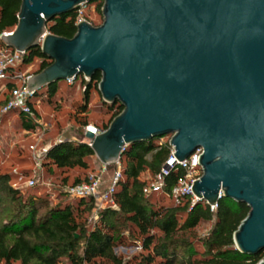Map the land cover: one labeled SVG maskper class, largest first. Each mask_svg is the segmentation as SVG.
Segmentation results:
<instances>
[{
  "label": "water",
  "instance_id": "water-1",
  "mask_svg": "<svg viewBox=\"0 0 264 264\" xmlns=\"http://www.w3.org/2000/svg\"><path fill=\"white\" fill-rule=\"evenodd\" d=\"M92 1L20 0L0 40L24 52L39 46L51 60L27 90L99 72L102 99L122 106L106 129L84 131L99 161L169 134L178 160L201 148L197 202L245 203L234 245L264 251V0H102L101 24L82 19L71 38L47 31L56 15Z\"/></svg>",
  "mask_w": 264,
  "mask_h": 264
},
{
  "label": "trees",
  "instance_id": "trees-1",
  "mask_svg": "<svg viewBox=\"0 0 264 264\" xmlns=\"http://www.w3.org/2000/svg\"><path fill=\"white\" fill-rule=\"evenodd\" d=\"M19 8L20 0H0V34L14 29ZM97 8L101 13L100 7ZM46 29L71 38L76 31V10L56 15ZM2 46L5 47L4 43ZM35 58L40 59L35 72L51 62L35 46L25 52L20 65H30ZM100 78L96 72L90 80H82L85 82L82 101L73 114L81 127L87 125L90 90L97 89ZM14 87V82H6L4 105L11 99ZM57 90L55 82L28 98L34 115H37L34 101L43 97L51 101ZM106 107L110 118L100 129H106L122 110L118 102L106 103ZM19 117L27 131L38 124L35 117L21 111ZM169 153L168 142L157 143L154 138L126 146L119 158L122 167L112 194L115 205L101 209L93 223L83 215L92 211V197H75L76 202L70 199L49 206L44 198L24 196L10 184L8 173H0V264H256L264 251L257 255L243 254L233 242V233L249 210L245 203L221 197L214 212L205 201L192 204L189 198L178 205L152 203L141 174L149 170L156 178ZM93 155L87 143L62 139L46 150L42 165L87 169V159ZM183 172L175 169L164 177V193L169 194ZM87 179L77 178L73 184ZM208 221H213L210 231L197 236L195 227ZM126 230L134 240H140L142 251L124 260L114 249L125 244Z\"/></svg>",
  "mask_w": 264,
  "mask_h": 264
},
{
  "label": "rangeland",
  "instance_id": "rangeland-1",
  "mask_svg": "<svg viewBox=\"0 0 264 264\" xmlns=\"http://www.w3.org/2000/svg\"><path fill=\"white\" fill-rule=\"evenodd\" d=\"M102 0H95L85 6V17L92 25H99L102 22V14L97 7L102 6ZM0 40V51L3 48ZM40 59H33L30 71L33 73L38 69ZM22 72L27 70V66L20 65ZM83 75H78L73 84H69L66 79L58 81V90L51 101L46 98H38L34 101V108L37 112L35 117L40 120L32 131H27L21 124L19 110L4 111V98L7 90L4 88L7 79L0 80V173L10 175V184L17 188L24 196L41 197L48 201L49 206L58 203H65L74 199L68 194V188L75 179H83L90 175L102 174L100 191H104L115 173L120 170L122 163L113 162L107 165L102 164L95 156L88 158L87 169L75 167L73 169H58L54 165L43 166L34 158V151L44 154L46 150L56 141L62 139L81 140L84 129L88 125L100 128L110 118L106 103L99 91L92 88L89 96V106L86 116L87 125L81 127L73 116L75 108L82 101L84 91ZM19 84V80L14 81ZM170 134L163 137L154 138L157 143L169 142ZM32 147L35 148L32 149ZM43 162V160H42ZM141 179L146 183L145 192L152 203L163 205H173L174 200L162 191L153 192L150 190L155 181V177L149 170L141 174ZM76 202V200H73ZM91 213H84L88 222ZM92 223V222H89ZM213 226V221L200 222L194 229L197 236L207 234ZM129 230L125 233V244L114 249L115 253L121 255L124 260L135 254H139L140 240H134ZM199 250L202 247L198 245ZM12 264H19L18 262Z\"/></svg>",
  "mask_w": 264,
  "mask_h": 264
},
{
  "label": "built area",
  "instance_id": "built-area-1",
  "mask_svg": "<svg viewBox=\"0 0 264 264\" xmlns=\"http://www.w3.org/2000/svg\"><path fill=\"white\" fill-rule=\"evenodd\" d=\"M87 3H81L76 9V24L82 20L87 18L85 17V6ZM90 22L89 20H87ZM91 23V22H90ZM8 33V32H3ZM25 52L19 51L16 49L3 47L0 51V80L7 79L8 81L14 82L15 80H19L20 83L16 84L12 90L11 99L5 104L3 107L4 111H10L13 109L19 110L30 117H35L31 106L28 104V98L33 94L32 92L27 90V81L28 79L35 73L31 72V65H27V70L22 72L19 68V65L23 61V56ZM84 80H87L84 77ZM69 84H73L75 78L67 79ZM37 123L40 122L35 117ZM90 130L94 134H97L101 131L100 128L94 125H88L85 127V130ZM80 141L86 142L90 146V142L85 139L84 133L83 137ZM170 146V145H169ZM32 149L35 150L34 147ZM202 152L201 148H197L193 153H191L187 158L183 160H178L174 155V149L170 146V153L162 165L159 174L157 175L155 181L151 185L150 190L153 192L162 191L164 192V177L168 175L172 170L175 169H183V175L180 177L175 185L171 188L169 192V196L173 198L174 205L180 204L185 198H189L191 203L197 202V197L194 195L191 187L193 182L199 179L202 174L201 165L199 164V156ZM34 158L40 164L44 158V154L39 153L38 151H34ZM116 163H119L117 161ZM102 175V174H101ZM90 175L86 181H82L77 184H72L68 188V194L75 197H92L94 199V206L92 208L91 218H89V222H94L98 218V213L101 209L106 206H114V200L112 194L114 193L115 184L120 176V170H118L112 182L109 186L104 190L100 191L101 184V176ZM210 210L214 212L216 210L217 204L209 205Z\"/></svg>",
  "mask_w": 264,
  "mask_h": 264
},
{
  "label": "crops",
  "instance_id": "crops-1",
  "mask_svg": "<svg viewBox=\"0 0 264 264\" xmlns=\"http://www.w3.org/2000/svg\"><path fill=\"white\" fill-rule=\"evenodd\" d=\"M59 141V140H58Z\"/></svg>",
  "mask_w": 264,
  "mask_h": 264
}]
</instances>
